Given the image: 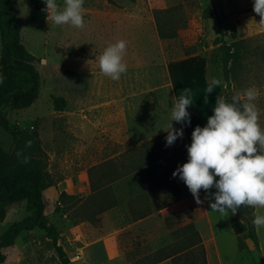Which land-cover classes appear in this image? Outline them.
<instances>
[{
  "label": "rangeland",
  "instance_id": "1",
  "mask_svg": "<svg viewBox=\"0 0 264 264\" xmlns=\"http://www.w3.org/2000/svg\"><path fill=\"white\" fill-rule=\"evenodd\" d=\"M57 4L63 7V0H57ZM14 8L19 17L22 42L37 57L35 67L41 77V89L39 97L30 107L7 108L8 119L12 126L38 134L39 143L34 151L46 163L49 180L56 183L69 174L66 165L72 161L81 162L80 167L77 165L74 169L87 170L93 193L67 199L69 207H56L59 216L66 214L74 223L87 222L85 232H98L99 211L110 207L116 195L113 187L102 191H98L97 187L106 184L115 175L118 157L89 168L100 159L95 155L99 142L104 144L102 152L107 156L129 147L131 151H138L121 156L119 162L122 163L125 160L121 158L132 154L133 164L145 165L150 160L149 152L156 154L164 151L163 157L155 159L154 163L170 167L168 175L176 181L180 180L172 173L187 160L184 137H178L171 146H166L167 133L161 129L167 126L174 104L166 86L165 62L199 51L208 59L209 78L219 80L227 96L239 93L243 103L244 91L255 87L259 94L254 103L259 111V124L264 128V22L254 12L253 0H84L82 28L56 25L50 18L47 20V13L43 10L45 7L36 9L25 0H14ZM208 8L214 17H206ZM159 10H167L160 14L165 27L179 29L176 37H160L156 16ZM219 23L227 33L225 40L228 43L234 40L232 31L235 30L238 39L246 40L249 52L242 59L230 86L224 80L222 64L218 60L219 45L214 42L220 36ZM118 40L126 41L123 62L127 65V71L114 81L100 74L98 57L109 44ZM1 50L0 37V55ZM53 96H67L68 110L75 111L81 106L91 118L99 117L104 128L115 125L116 118L120 141L112 138V128L107 138L99 141V135L104 133L102 128L95 127L87 133V138L92 140L89 148L94 150V154L92 157H80L79 150L89 142L87 139L84 142L80 134L70 129V113L54 111ZM106 100L111 103L106 109L96 106ZM103 121L108 123L104 125ZM173 126L178 128L180 124L173 121ZM164 135L163 139L149 145L153 139ZM13 141V134L0 127V144L11 150ZM185 188L187 193H191L186 184ZM214 212V217L223 220L221 213ZM10 213L21 215L24 207L19 204ZM226 213L231 217L235 215L231 210ZM192 214L188 209L187 217H192ZM11 223V218L0 221V236ZM154 224L158 233L161 226L158 221ZM187 224V232H197L193 221ZM206 224L204 221L199 227L207 230ZM218 226L216 232H233L228 231L221 221ZM224 240L230 248L231 240ZM155 247L157 245L148 244L144 252L139 251L131 258V254H127L116 260H108L99 243L82 252L83 258L76 257L74 252L67 254L71 264H151L160 256V252L151 253ZM3 252L6 254L3 264H61L46 236H18L15 244L4 248ZM205 253L204 248L201 252L204 263ZM192 257V254L189 255L188 260ZM198 258L197 254V262ZM249 264H254V261L250 259Z\"/></svg>",
  "mask_w": 264,
  "mask_h": 264
},
{
  "label": "crops",
  "instance_id": "2",
  "mask_svg": "<svg viewBox=\"0 0 264 264\" xmlns=\"http://www.w3.org/2000/svg\"><path fill=\"white\" fill-rule=\"evenodd\" d=\"M208 65V59L199 51L183 54L165 62L166 86L172 94L174 103L186 91L190 93L192 101L188 108L191 123L183 126L185 147L191 142L192 130L197 125L206 124L207 117L212 114V108L215 107L217 97L227 100L221 83L212 85L213 91L208 93L207 89L213 81L208 76ZM100 74L103 76L101 71ZM64 97L68 103V97ZM115 99V101L120 102L118 98ZM110 104V100H106L100 101L96 106L106 109V106ZM76 109L71 111L66 107L65 110L59 112L70 113L69 123L72 125L70 129L75 134H80L84 142L86 139L89 142L79 150L80 157L93 156L94 150L89 148L91 139L87 138V133L95 127L102 128L104 133L102 134L104 136L99 135V141L107 138L110 128L114 129L112 138L120 141L121 134L118 132L120 129L116 118L115 125L110 127L108 125L104 128L99 117L91 118L81 106ZM103 123L105 125L108 122L103 121ZM103 147L104 144L99 142L98 154L96 151L95 155H98L100 159L93 162L89 168L98 166L110 158L118 157L116 158L115 175L106 184L97 187L98 191L113 187L116 190V195L110 207L99 211L98 232H85L87 222L74 223L66 214L62 217L56 212L57 206L69 207L70 205V203L60 202L61 192H66L71 198L93 193L87 170L74 169L77 165L80 167L81 162L79 160L68 163L66 169H69L70 173L58 179L54 185L47 187L43 192L46 204L45 213L48 220L58 227L60 231L59 243L67 253L74 252L77 254L76 257L83 258L82 252H86L92 245L99 243L106 258L116 260L127 254H131V258L133 254H138L139 251L144 252L146 245L152 244L157 245V247L151 253L160 252V256L156 257L151 264H249L250 259L254 261V264H258L253 242L247 238L245 239L247 248H240L238 235L234 232L231 224V216L227 213L221 214L223 220L220 217L218 219L214 217L213 213L215 212L211 210L208 200L205 199L206 193L203 189L199 193L202 203L197 204L191 193L187 195L185 183L180 180L176 181L171 175H168L170 167L156 165L154 162L145 165L133 164L132 154L121 158L125 160L122 163L119 162L121 156L138 151H131L132 149L129 147L107 156L102 152ZM210 191H215V189H210ZM19 204L24 207V213L19 214L20 216L11 215L10 211L16 209ZM188 209L193 212V216L189 218L187 217ZM27 214L26 202L23 201L8 207L5 220L11 218L13 223V220H21ZM260 214H264V208L253 206V217ZM13 217L15 218L13 219ZM155 221H158L161 226L158 233L154 224ZM188 221L194 222L197 232H187ZM204 221L207 222V230L199 227ZM220 221L227 227L228 231L233 232H216ZM256 230L264 258V227H256ZM29 235L46 236L45 231L38 227L23 230L19 236L26 238ZM188 238H190L189 242ZM226 238L231 240L230 248L224 240ZM46 239L50 241L47 237ZM204 248L206 251L205 263L201 254ZM191 254L193 257L188 260V256ZM197 254L199 255L198 262Z\"/></svg>",
  "mask_w": 264,
  "mask_h": 264
},
{
  "label": "clouds",
  "instance_id": "3",
  "mask_svg": "<svg viewBox=\"0 0 264 264\" xmlns=\"http://www.w3.org/2000/svg\"><path fill=\"white\" fill-rule=\"evenodd\" d=\"M43 3L47 20L50 18L56 25L84 26V0H63V7L57 0ZM253 10L264 22V0H253ZM125 50L126 41L118 40L98 57L100 71L114 81L127 71ZM219 83L213 80L208 93L213 91L212 85ZM258 94L255 87L247 88L243 103L239 93L231 97V102L217 97L206 124L192 130L191 142L186 145L187 160L172 175L186 184L197 204L202 203L199 193L203 189L211 210L221 214L227 210L234 214L241 205L264 208V128L254 103ZM191 103L186 91L172 104L167 126L161 128L167 133L166 146L182 137L183 126L191 123ZM173 121L181 127H174ZM213 188L215 191H210ZM251 223L264 227V214L256 215Z\"/></svg>",
  "mask_w": 264,
  "mask_h": 264
},
{
  "label": "trees",
  "instance_id": "4",
  "mask_svg": "<svg viewBox=\"0 0 264 264\" xmlns=\"http://www.w3.org/2000/svg\"><path fill=\"white\" fill-rule=\"evenodd\" d=\"M25 1L34 5L36 9L45 7L43 0ZM166 12L167 10L156 12L158 32L162 38H174L178 35L179 29L165 27L160 19V14ZM214 16L212 10L208 8L206 17L212 18ZM218 30L220 36L214 42L219 45L218 60L222 64L224 80L227 86H230L242 59L249 52L246 48V40L238 39L235 30L232 31L234 40L231 43L225 40L227 33L221 23L218 24ZM0 37L2 43L0 56V127L12 133L14 137L11 150L0 144V221L5 220L8 207L12 204L25 201L28 211L24 218L13 222L0 236V264L6 260L3 249L14 245L23 230H31L35 227L45 231V235L55 249L61 264H71L67 252L59 243L60 231L58 227L48 220L45 213L46 204L43 192L55 182L49 180L46 163L35 155L34 147L39 143L38 134L24 131L18 126H12L8 119L7 108L24 109L30 107L39 97L41 89V77L35 67L37 57L22 42L19 17L14 8V0H0ZM226 98L229 99L230 96L226 95ZM53 103L57 111H63L67 107V100L62 96H53ZM164 137L165 135L153 139L149 145L157 143ZM163 153L164 151L156 154L149 152L148 164L163 157ZM69 198L72 199L73 197L71 198L64 191L60 193L61 203L67 204ZM245 208L249 214L246 220L236 215L231 217L233 230L238 235L240 248H247L245 239L249 238L256 249L258 264H264L258 233L256 227L251 223L254 218L253 206H245Z\"/></svg>",
  "mask_w": 264,
  "mask_h": 264
},
{
  "label": "water",
  "instance_id": "5",
  "mask_svg": "<svg viewBox=\"0 0 264 264\" xmlns=\"http://www.w3.org/2000/svg\"><path fill=\"white\" fill-rule=\"evenodd\" d=\"M228 100H229V102H231V97ZM235 215L244 219V220H246L249 217V214H248L244 205L239 206V208L235 212Z\"/></svg>",
  "mask_w": 264,
  "mask_h": 264
},
{
  "label": "built area",
  "instance_id": "6",
  "mask_svg": "<svg viewBox=\"0 0 264 264\" xmlns=\"http://www.w3.org/2000/svg\"><path fill=\"white\" fill-rule=\"evenodd\" d=\"M31 127H32V128H34V126H33V125H32Z\"/></svg>",
  "mask_w": 264,
  "mask_h": 264
}]
</instances>
